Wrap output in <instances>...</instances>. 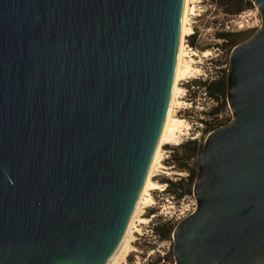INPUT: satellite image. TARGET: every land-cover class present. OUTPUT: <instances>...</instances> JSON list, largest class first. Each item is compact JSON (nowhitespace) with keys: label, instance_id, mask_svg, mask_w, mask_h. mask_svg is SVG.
I'll list each match as a JSON object with an SVG mask.
<instances>
[{"label":"water","instance_id":"water-1","mask_svg":"<svg viewBox=\"0 0 264 264\" xmlns=\"http://www.w3.org/2000/svg\"><path fill=\"white\" fill-rule=\"evenodd\" d=\"M185 0H0V264H108L167 114ZM229 47L172 264H264V0Z\"/></svg>","mask_w":264,"mask_h":264},{"label":"rangeland","instance_id":"rangeland-1","mask_svg":"<svg viewBox=\"0 0 264 264\" xmlns=\"http://www.w3.org/2000/svg\"><path fill=\"white\" fill-rule=\"evenodd\" d=\"M189 7L191 9L188 11L187 25L191 28L189 32L192 31V33H195L196 45L191 46L188 38L185 43H188V46L196 51V54L193 55L194 60L189 61L188 52H190L191 49L184 47L186 49L184 59L188 60L189 64L193 67V70L190 71L191 74L188 76H192V74L195 73L205 77L209 76L210 71L214 69L215 65L222 64L223 66L220 67V77L223 73L226 74L229 48L227 44L224 43L223 39L216 35V32L220 30H242L244 32V39L255 30L257 27L255 24L259 22V20L261 21L260 13L254 5H244V8L237 13H225L221 8H218L209 0H191ZM238 14L249 17L247 21H243L240 27L234 24V21L237 20ZM204 50H208L209 53L205 55L209 56L211 60L207 64H202V66L198 67V60L201 58L202 54H204ZM196 67L199 69L196 70ZM189 95L191 100L187 98ZM176 99L177 101L173 103L174 107L172 108L171 114L172 116L182 118L184 123L180 127L181 130L177 131L175 138L172 139L171 142L163 144L161 147V149L163 148L166 150L168 157H165L164 155V160L161 162L163 167L158 170V174L151 177L154 181L159 183V186L156 189H149L148 192L152 201L149 204L147 203L144 208L141 207L137 212L134 230L132 231V236L129 240L131 247L126 253L124 259L117 264L173 263L172 232L167 237H160L155 232L154 227L156 224H162L166 221L175 225L176 222L171 217L168 218V216H170V214H172V216H181L185 212L182 211L184 208H192L193 202H195L194 195L191 192L192 184L190 186V191H186L178 198L175 197L173 193L167 191V184L170 181H179L186 185V177H188L192 167H194L196 173L197 155L193 156V158H187L185 165L182 168L177 167V162L175 160L172 162L166 161V159L170 158L174 152L181 153L187 150L180 147V144L190 138H196L202 142L203 137L206 134L204 128L207 125H210V130H212L231 118L226 95L225 103L220 107L219 112L212 115L207 114L201 108V104H204L207 101V98H203L202 89L195 88L194 91L190 90V94L187 91L185 95L183 94V90H181L178 96H176ZM214 99L216 100L214 106H216L219 104V101L216 98ZM178 100L180 101L179 103H177ZM204 120L209 123H205ZM171 163H174V166L169 167V164ZM185 189L187 190V186H185ZM155 193H158L157 197L154 195ZM171 194L173 197H171ZM163 212H166L165 214H167L165 218L162 215ZM143 217H145L146 220H143ZM136 232H139V238H135V235L137 234Z\"/></svg>","mask_w":264,"mask_h":264},{"label":"bare ground","instance_id":"bare-ground-1","mask_svg":"<svg viewBox=\"0 0 264 264\" xmlns=\"http://www.w3.org/2000/svg\"><path fill=\"white\" fill-rule=\"evenodd\" d=\"M191 0H185L184 3V9H183V15H182V23H181V38H180V43H179V48H178V54H177V62H176V68H175V75H174V81H173V86H172V91H171V97L169 101V106L167 110V114L165 117V121L161 130L160 138L157 144V147L155 149L151 164L148 169V173L145 179V182L143 184V187L140 191V194L138 196V199L136 201V204L133 208V211L129 217L128 224L126 226V229L115 247V250L111 256V259L108 264H117L119 261L123 260L126 253L130 249V243L129 240L132 236V227L134 226L135 222V217L137 215V212L141 209L140 202L141 200L143 203H151L152 199L149 195V189H156L159 186V183L154 181L151 177L153 174V170L155 167L162 166L161 163L159 162V158L161 156V147L163 144L169 143L172 141V139L175 138V135L177 131L181 130V126L183 125L184 121L180 117L172 116V108L173 103L177 101L176 96L181 92L182 88L178 85V80L179 78L182 77H188V75L191 74L190 71L193 70V67L191 64H189V61L194 60L193 55L196 54V51L194 49H191L190 52H188L189 56V61L184 59V55L186 54V49L184 48V42H183V36L190 31V27L187 25V15L189 9V3ZM204 55L209 53L208 50H204ZM180 101L178 100L177 103ZM143 220H146L145 217L142 218Z\"/></svg>","mask_w":264,"mask_h":264},{"label":"trees","instance_id":"trees-1","mask_svg":"<svg viewBox=\"0 0 264 264\" xmlns=\"http://www.w3.org/2000/svg\"><path fill=\"white\" fill-rule=\"evenodd\" d=\"M209 1L218 8H221L225 13H237L244 8L246 0H209ZM243 34L244 32L242 30H238V31L220 30L216 32V35L223 39L224 43L227 44L228 48L235 45L239 41L243 40ZM188 39L191 46L196 45L195 33L190 34ZM225 75L226 74L223 73L220 77L206 83L205 85L209 95L213 96L219 101L218 105L213 106L211 109H209L206 112L207 114L212 115L218 113L220 107H222L223 104L225 103V95H226ZM204 122L207 124L209 123L206 122L205 120ZM210 129L211 126L207 125L204 128V132L207 133ZM201 146H202L201 140L196 138H190L180 144V147H183L187 150L181 153L174 152L170 156V158L166 159V161L173 162V160H175L177 162V167L182 168L184 167L187 158H193V156L199 153ZM194 178H195V171H194V167H192L191 172H189L188 177H186V185L180 183L179 181H174V182L170 181L167 184V191L173 193V195L178 198L182 196L183 193H185L186 191H190V186L191 184H193ZM185 186H187V190L185 189ZM173 226L174 224L172 225L166 221L162 224H156L154 229L155 232L160 237H167L172 232Z\"/></svg>","mask_w":264,"mask_h":264},{"label":"built area","instance_id":"built-area-1","mask_svg":"<svg viewBox=\"0 0 264 264\" xmlns=\"http://www.w3.org/2000/svg\"><path fill=\"white\" fill-rule=\"evenodd\" d=\"M189 15V13H188ZM187 15V16H188ZM249 17H247L246 15L245 16H242L241 14H238V17H237V20L234 21V24L236 26H241L243 21H247ZM260 22V20H259ZM259 22H257L255 25H259ZM190 33L192 34V31L191 32H187L184 36H183V42H184V45L185 47H188L189 49H191V47L188 46V43H185L187 42V38L189 37ZM211 58L207 55H204L202 54L201 58H199V66H202V64H207L208 62H210ZM223 66L222 64H218V65H215L214 66V69L212 71H210L209 73V76H202L198 73H195V74H192V76H188V77H182V78H179L178 80V85L181 86L182 90H183V94L185 95L186 92L188 91L189 94H190V90L194 91L195 88L196 89H202V93H203V98H207L206 102L204 104H201V108L207 112L209 109H211V107H213L215 104H216V100L214 99L213 96L209 95V93L207 92L206 88H205V84L214 80V79H217L220 75V67ZM196 67L195 69L198 70L199 68ZM227 69V68H226ZM194 73V72H193ZM183 86V87H182ZM190 99V95L189 97H187ZM164 155L165 157H168V154L166 152L165 149H161V156L159 158V162L161 163L163 160H164ZM162 165V164H161ZM171 166H174V163H171L169 164V167ZM163 165L160 167H155V169L153 170V174H152V177H154L156 174H158V170H160V168H162ZM156 197L158 196V193H155L154 194ZM153 195V196H154ZM171 197H173V195L171 194ZM140 206L142 208H144L146 206V203H143V201L141 200L140 202ZM195 207V202H193V206L192 208H184V210L182 211H185L181 216L180 215H177V216H172V214H170L169 217H171L175 222H177L181 217H183L184 215L188 214L189 212H191ZM166 212H163L162 215L163 217L165 218L167 216V214H165ZM135 223V222H134ZM134 225V224H133ZM132 229L134 230V226L132 227ZM132 230V231H133ZM137 234L135 235V238H139V232H136Z\"/></svg>","mask_w":264,"mask_h":264}]
</instances>
